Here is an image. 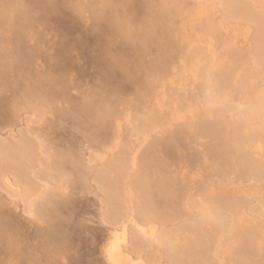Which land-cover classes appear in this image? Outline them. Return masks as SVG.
<instances>
[{"label":"bare ground","instance_id":"bare-ground-1","mask_svg":"<svg viewBox=\"0 0 264 264\" xmlns=\"http://www.w3.org/2000/svg\"><path fill=\"white\" fill-rule=\"evenodd\" d=\"M182 1L177 0L178 6L167 15L170 25L163 26L167 53L157 65L158 72L135 98L149 113L131 116L128 112L115 119L112 134L105 137L95 156L101 168L93 179L106 197V208L99 216L106 226L99 253L103 264H188L185 259L189 257H195L194 264H264V0H195L188 11L183 10ZM8 4L0 0V22L7 19ZM175 19L180 23L176 29ZM238 43L248 46L242 50ZM4 61L0 62V83L8 69ZM188 81L192 94L180 104L176 93ZM135 105L131 109L137 112ZM87 109L92 111L89 105ZM98 111L105 113V109L96 110L97 120ZM30 112L38 121L42 117L39 108ZM124 123L127 138L122 141ZM177 124L182 125L175 129L176 135L188 132L213 140L206 154L214 160L219 184L217 189L209 188L195 199L185 200L182 212L176 215L185 209L186 218L168 230L167 206L142 194L144 175L140 172L147 167L149 152L140 161L137 153L152 133L164 134L168 126ZM8 141L0 140V189L11 198L12 206L21 204L24 214L39 220L37 200L51 201L65 182L47 167L51 158L45 150L37 153L39 146L34 148L23 138ZM117 151V157L104 163L108 154ZM81 167L74 165L77 177ZM128 172L133 176L128 175L125 185L121 180ZM246 182L253 184L244 186ZM176 198L180 209L181 194ZM163 200L167 198L163 196ZM58 234L55 229L39 236L54 241ZM205 243L209 245L205 247ZM202 247L201 253L198 249Z\"/></svg>","mask_w":264,"mask_h":264},{"label":"rangeland","instance_id":"rangeland-1","mask_svg":"<svg viewBox=\"0 0 264 264\" xmlns=\"http://www.w3.org/2000/svg\"><path fill=\"white\" fill-rule=\"evenodd\" d=\"M5 2L9 3V8L5 7L4 11L6 21L0 22V52H3L0 56L5 53L6 57H0V62L6 60L4 63L8 69L0 83V140L17 142L23 138L34 148L41 145V149L35 148L36 152L40 154L38 150L42 153L45 150L44 154L51 158L47 167L53 170L54 176L62 175L65 184H61L62 192H54L51 201L37 200L39 220L24 214L21 204H16V208L12 206L11 198L0 189V218L28 244L43 238L40 233L58 230L57 241L47 237L63 249L66 264H103L99 247L106 226L100 222L99 216L106 208V197L93 179L94 172L101 168L95 156L100 153L105 137L112 134L115 119L128 112L131 116L135 113L145 116L149 108L135 101L137 95H129L134 91V83L125 81L118 72L113 71L109 75L111 70L104 57L105 37L85 25L87 20L84 24L59 3L48 4L45 0ZM194 5L195 0L182 1L184 11L191 10ZM136 9L139 14L140 6L136 5ZM177 22L175 19L174 29L180 26ZM161 23L162 26L170 25L168 17ZM236 46L243 50L248 45L238 43ZM124 51L127 52L126 49ZM55 77L61 82L66 80L64 86L57 85ZM100 87L115 90L119 95L99 91ZM192 89V83L188 81L182 91L176 93L180 104L186 102ZM132 104H136L138 113L131 109ZM88 105L92 111L87 109ZM31 108H39L42 112L39 121L31 115ZM100 108H104L105 113L98 111L97 120L96 110ZM181 125L168 126L164 134L160 131L152 133L137 153L140 161L149 152L147 167H142V171L139 169L144 175H141L142 194L145 197L148 193L150 199L155 197L152 200L155 204L167 206L165 222L168 230L177 228L187 215L185 209L179 214L181 217L176 215V212H182L185 200L195 199L209 188L217 189L219 184L214 160L206 154V148L213 140L193 137L188 132L185 135L174 134L177 126ZM126 127L125 123L122 124V141L127 138ZM137 139L140 142L142 138ZM132 141L136 144L134 138ZM118 154L119 151L108 154L104 163ZM76 163L82 166L78 177L74 170ZM86 165L90 167L86 169ZM125 175L121 181L128 185V175L133 176V173ZM250 184L253 182H246L244 186ZM180 194L182 204L178 209L176 197ZM163 196L167 201H162ZM171 207L174 209L170 210ZM204 239L208 240L207 237ZM205 247L198 249L199 252L202 253ZM3 254L6 256V252ZM262 255L264 259V252ZM193 258H186L185 261H189L186 263L194 264ZM232 263L236 264L234 261L229 264ZM61 264H65L63 259Z\"/></svg>","mask_w":264,"mask_h":264},{"label":"clouds","instance_id":"clouds-1","mask_svg":"<svg viewBox=\"0 0 264 264\" xmlns=\"http://www.w3.org/2000/svg\"><path fill=\"white\" fill-rule=\"evenodd\" d=\"M59 3L74 17L104 35V57L108 68L125 81L134 83L136 96L146 90L147 82L158 72L157 65L167 53L161 21L174 10L177 0H45ZM136 5L140 6L137 13ZM127 50V52L124 51ZM57 85L64 86L54 78ZM113 95L115 90L99 88ZM6 252V256L3 254ZM66 264L65 253L44 236L28 244L19 234L5 226L0 218V264Z\"/></svg>","mask_w":264,"mask_h":264}]
</instances>
